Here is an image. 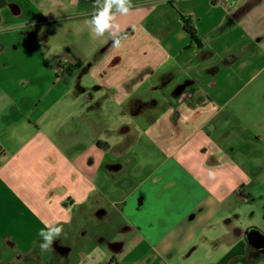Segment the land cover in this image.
<instances>
[{"label": "crops", "instance_id": "0c3cea01", "mask_svg": "<svg viewBox=\"0 0 264 264\" xmlns=\"http://www.w3.org/2000/svg\"><path fill=\"white\" fill-rule=\"evenodd\" d=\"M94 4L0 0V264L248 261L264 230L232 209L259 175L224 140L264 139V0H132L119 49ZM128 114L141 136L108 144ZM46 225L63 233L41 253Z\"/></svg>", "mask_w": 264, "mask_h": 264}, {"label": "rangeland", "instance_id": "374dc122", "mask_svg": "<svg viewBox=\"0 0 264 264\" xmlns=\"http://www.w3.org/2000/svg\"><path fill=\"white\" fill-rule=\"evenodd\" d=\"M155 93L158 94V90H155ZM149 105H145V108L151 107ZM140 117L141 116H136V115L132 116L128 114L122 116V118L119 121L112 123L113 136L111 139L107 140L108 144H114L117 142L121 143L124 141V138H122L123 133H118V128L122 124L131 126L133 132L135 129V132L141 136V133L139 132L138 129L139 127L144 125V123L141 122L142 119ZM239 120L240 117L237 118V121H230L231 124L234 125L235 130L242 129V126H240L242 122H240ZM104 124H105L104 122H101L100 125L99 124L98 125L102 126ZM102 132L104 131L101 130V134H102L101 136L102 139H104V133ZM241 132L242 131H240V133ZM240 133L238 132L237 136L236 135L233 136L232 143H229V140L225 139L224 147L226 149H228L229 147H233V149L236 148L237 150L233 151L234 157L240 159L241 162L243 161L242 163L245 167H250V169L255 170V172L259 176L254 177V179H251L249 182L242 185V187H244V189L250 193L251 198L249 202L236 205V207L232 209V216H236V213H239L240 218L237 220L238 224L243 226L251 224L257 228H260L261 230L262 229L264 230V139L252 140V138H248L246 140L243 139L242 136H240ZM141 142L145 144L146 142L145 137L142 139ZM117 148H120V146H118ZM109 156H112L115 159V161L118 160L120 161L125 158L115 153ZM250 251H251L250 252L251 256L249 260L243 262L242 264H264V253L257 252V254L254 255V250L250 249Z\"/></svg>", "mask_w": 264, "mask_h": 264}, {"label": "clouds", "instance_id": "9594fccd", "mask_svg": "<svg viewBox=\"0 0 264 264\" xmlns=\"http://www.w3.org/2000/svg\"><path fill=\"white\" fill-rule=\"evenodd\" d=\"M95 11L90 19L86 21L90 32L96 38L103 37L108 33L112 39V47L119 49L122 41L127 39L126 34H121V28L116 23L117 16H126L133 8L132 0H95ZM61 51L59 45L50 47L45 52V57L51 59ZM209 177L215 179V173L209 171ZM47 230L41 229L38 233L41 238L39 250L41 253L52 251L53 243L63 233L62 226H45Z\"/></svg>", "mask_w": 264, "mask_h": 264}, {"label": "flooded vegetation", "instance_id": "af4514ba", "mask_svg": "<svg viewBox=\"0 0 264 264\" xmlns=\"http://www.w3.org/2000/svg\"><path fill=\"white\" fill-rule=\"evenodd\" d=\"M248 238L254 245L259 247L256 252L264 253V233L253 230L249 232Z\"/></svg>", "mask_w": 264, "mask_h": 264}, {"label": "trees", "instance_id": "16d2710c", "mask_svg": "<svg viewBox=\"0 0 264 264\" xmlns=\"http://www.w3.org/2000/svg\"><path fill=\"white\" fill-rule=\"evenodd\" d=\"M254 1H256V0H254ZM183 19V28H184V30L189 34V36L195 41V42H197L198 43V40H197V38H196V36H195V33H194V29L188 24V22H187V19H185V18H182ZM166 77L164 76L163 77V80L165 79ZM150 102L152 103L153 101H145L144 103L146 104V105H149L150 104Z\"/></svg>", "mask_w": 264, "mask_h": 264}, {"label": "built area", "instance_id": "2783aa9c", "mask_svg": "<svg viewBox=\"0 0 264 264\" xmlns=\"http://www.w3.org/2000/svg\"><path fill=\"white\" fill-rule=\"evenodd\" d=\"M70 61L67 57H64L60 62H59V66L61 68H68L70 66Z\"/></svg>", "mask_w": 264, "mask_h": 264}, {"label": "water", "instance_id": "95a60500", "mask_svg": "<svg viewBox=\"0 0 264 264\" xmlns=\"http://www.w3.org/2000/svg\"><path fill=\"white\" fill-rule=\"evenodd\" d=\"M183 87L181 86L178 90H181ZM248 242L251 244V245H254L248 238ZM256 248H259L258 246L254 245Z\"/></svg>", "mask_w": 264, "mask_h": 264}]
</instances>
